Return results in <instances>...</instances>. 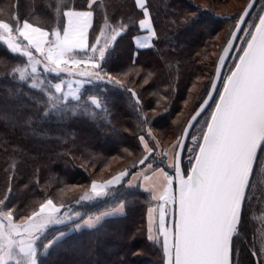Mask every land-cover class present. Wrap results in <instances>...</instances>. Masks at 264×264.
I'll list each match as a JSON object with an SVG mask.
<instances>
[{
    "label": "snow or ice",
    "instance_id": "snow-or-ice-1",
    "mask_svg": "<svg viewBox=\"0 0 264 264\" xmlns=\"http://www.w3.org/2000/svg\"><path fill=\"white\" fill-rule=\"evenodd\" d=\"M87 5V10L58 5L57 20L50 31L28 19L21 23L18 4L7 20L0 18V42L11 55L22 58L10 73L22 82L12 95L19 100L24 84L39 92L30 96L29 106L35 111L21 106L23 123L34 118H71L74 105L85 110L89 104L94 110L103 109L106 90L111 88L130 94L137 119L151 140L142 129L138 137L142 151L135 160L138 170L131 172L134 179H128L127 185L123 184L129 175L125 166L107 179H92L87 187L72 185L73 189H83L78 198L65 203L61 190L59 203L48 196L24 214L20 211L23 201L15 196L11 186L14 177L10 176L9 188L0 199V264H46L44 257L62 242L67 231L96 229L105 217L123 212L127 199L120 197H126L137 185L147 189L154 202L148 208L147 238L162 245L163 264H245L241 243L246 239L243 229L258 163L264 172V2L255 5L254 0H248L235 18L234 27L223 37L226 42L221 44L214 73L204 85L206 95L200 96L202 102L169 149H162L138 92L126 83L130 73L116 70L114 63L120 42L136 21H113L105 15L103 23L97 25L93 0H87ZM254 6L260 11L247 18ZM135 7L142 12L138 28L146 34L130 35V40L142 49L151 46L158 33L147 0H135ZM181 22L195 27L196 13H186ZM237 39L240 43H235ZM92 88L96 94L85 99V92ZM0 118L12 117L0 111ZM158 158L160 162L167 160L174 172L155 167ZM22 194H27V186ZM14 199L18 200L15 204ZM104 200L119 202L87 216L77 211L89 202ZM251 256L256 257V264H264V236L258 249L252 245Z\"/></svg>",
    "mask_w": 264,
    "mask_h": 264
},
{
    "label": "trees",
    "instance_id": "trees-1",
    "mask_svg": "<svg viewBox=\"0 0 264 264\" xmlns=\"http://www.w3.org/2000/svg\"><path fill=\"white\" fill-rule=\"evenodd\" d=\"M232 1L147 0L158 35L152 39L151 46L141 49L130 40V35L141 32L138 20L142 12L135 7V0H93L97 25L103 23L105 15L111 16L113 21H136L129 25L130 34L120 42L114 63L116 70L130 73L126 83L138 92L152 129L166 135L173 134L194 111L201 101L200 96L206 95L204 85L209 74L214 73L221 48L215 49L214 38L222 32V38L225 37L226 27L230 31L235 18L248 2L245 0L236 10H226V2ZM261 2L264 0L255 1L256 5ZM17 4L20 22L28 19L49 31L55 26L58 5L88 9L87 0H0V9H3L0 18H9ZM204 5H208L207 10ZM197 6H200L199 12ZM186 13H196L195 27L181 22ZM21 61L22 58L11 55L6 45L0 42V111L8 112L12 117L0 118V199L9 188L11 176L14 177L11 181L14 194L23 201L22 214L38 207V203L48 196L59 203L61 190L67 203L83 192L82 188H71L72 185L87 187L92 179H96L94 175H101L103 166L115 157L125 160L122 167L131 165L127 166L129 175L123 182L126 185L131 172L138 170L137 165L133 166L141 154L136 153L135 138L144 129L137 119L130 94L109 88L103 109L94 110L89 104L85 110L74 105L76 111L71 118H34L33 122L25 124L21 106L35 111L29 106L30 96L39 95V92L24 84L19 100L12 95L22 82L18 75L14 79L10 73ZM196 83L197 89L191 90ZM92 94H96L95 88L85 92V99ZM189 97L191 103L186 107L185 101ZM40 111L43 113V109ZM155 167L169 171L166 160ZM25 186L26 195L22 194ZM120 198L127 199L123 214L105 217L96 229L85 227L66 233L62 242L44 257L46 264H163L161 245L147 238V210L154 206L150 193L137 185L128 190L126 197ZM18 200L14 199L12 203ZM118 202H89L78 207L77 211L87 216L114 207ZM255 207L253 202L248 205L243 229L246 239L242 241L241 249L245 264L249 260L255 264L250 247L256 226L249 219ZM59 230L65 231L63 228Z\"/></svg>",
    "mask_w": 264,
    "mask_h": 264
},
{
    "label": "rangeland",
    "instance_id": "rangeland-1",
    "mask_svg": "<svg viewBox=\"0 0 264 264\" xmlns=\"http://www.w3.org/2000/svg\"><path fill=\"white\" fill-rule=\"evenodd\" d=\"M244 1L245 0H233L232 2H226V10H228V11L236 10L237 8H239L242 5V3ZM255 5H256V3H255ZM257 5H259V4H257ZM258 11H260V9L258 7L254 6L251 9V11L249 12L247 18H251V13L258 12ZM3 19L7 20L8 18L6 17V18H3ZM256 19L258 20V16L256 17ZM23 21L24 20H22L21 23ZM245 26H247L246 22H245ZM233 27H234V25H233ZM227 28L228 27H226V34L230 33V31L232 29V28H230V31H228ZM222 33H219L214 38L216 40V48H215L216 50H218L221 47V44L223 42H226L222 38ZM240 34L242 35L243 33H240ZM221 41H222V43H221ZM235 43H240V41L237 39L235 41ZM220 51H222V47L220 48ZM220 51H219V53H220ZM231 51L235 52L236 49H232ZM218 56H219V54H218ZM218 56H217V60H218ZM227 59L231 60L232 57L229 56ZM225 67H227V65H225ZM213 70H214V68H213ZM64 87L67 88V84H65ZM73 87H75L74 84H73ZM197 87H198V84L196 83L195 87H194V85L191 86V90L197 89ZM200 102H202V100ZM190 103H191V101H190V97H189L188 98V104L187 105L185 104V106L189 107ZM196 107H198V105ZM190 116H191V114L187 117V119L190 118ZM187 119H186V121H187ZM186 121L184 122L183 126H178L177 130H175L174 133L171 134V135H166L164 133H161L160 131H157V130H154V129L151 128L153 135L155 137H157L161 141L162 149H169L171 147L173 141L176 138V135L179 133L180 130H182V128L184 126H186ZM140 134H142V131L139 132V134H137L136 138H135V141H136V153H141V151H142V146L139 144V139H138ZM143 134L146 136V138L151 140V137H148V135H147V129L146 128L143 129ZM188 140L190 141V137H188ZM152 143L155 144V141L152 140ZM124 162H125V160L123 161V159H121L120 157H115L114 159H112L110 161V163H107V165L103 166V173L101 175L96 173L94 175V177L97 180L107 179L110 175H114L116 171L122 170L125 167V165L122 167L121 164L124 163ZM132 163H133V161H132ZM158 163H160L159 158L157 159V162L155 163V165L158 164ZM166 163L168 165V161L167 160H166ZM135 165L136 164L134 162L133 166H135ZM127 166L130 167L131 165H127ZM187 166L188 165H187V161H186L185 168ZM165 170H167V169H165ZM169 172L170 173L174 172V169L169 168ZM148 175L150 177L152 176L151 173H148ZM125 183L127 185V181ZM254 183H255V189L252 192L251 202H253V204H256V207L251 211L249 219H251L255 223L256 231H255V234L251 237V241H252L251 243L252 244H251V247H250V251H251V248H252L253 244H255L257 249H258L260 239H261L262 236H264V172L261 171V167H260L259 163L257 164L256 174L254 175ZM122 214H123V212H122ZM70 231H73V230H69V231H67V233L70 232ZM161 248H162V245H161ZM162 255H163V253H162ZM253 258H254V262L256 264V260H255L256 257H253Z\"/></svg>",
    "mask_w": 264,
    "mask_h": 264
},
{
    "label": "crops",
    "instance_id": "crops-1",
    "mask_svg": "<svg viewBox=\"0 0 264 264\" xmlns=\"http://www.w3.org/2000/svg\"><path fill=\"white\" fill-rule=\"evenodd\" d=\"M141 32L139 33V34H137V35H145L146 34V31H142V30H140ZM136 48H138L137 46H135ZM146 47H148V46H146ZM129 179H134L132 176H130L129 177ZM140 179L141 180H143V177H140ZM142 190H145V191H148L147 189H142ZM149 192V191H148ZM150 193V192H149ZM151 195V194H150ZM153 207V206H152ZM120 214H122V212H120V213H117V214H114V215H120ZM148 210H147V226H148Z\"/></svg>",
    "mask_w": 264,
    "mask_h": 264
},
{
    "label": "water",
    "instance_id": "water-1",
    "mask_svg": "<svg viewBox=\"0 0 264 264\" xmlns=\"http://www.w3.org/2000/svg\"><path fill=\"white\" fill-rule=\"evenodd\" d=\"M254 2H255V0H254ZM246 4H247V3H246ZM251 9H252V8H251ZM251 9H250V11H251ZM250 11H249V12H250ZM255 260H256V258H255Z\"/></svg>",
    "mask_w": 264,
    "mask_h": 264
}]
</instances>
